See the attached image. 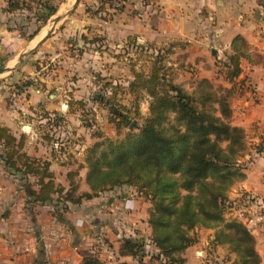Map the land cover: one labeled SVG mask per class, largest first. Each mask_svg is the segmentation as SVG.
I'll return each mask as SVG.
<instances>
[{"label":"crops","instance_id":"1","mask_svg":"<svg viewBox=\"0 0 264 264\" xmlns=\"http://www.w3.org/2000/svg\"><path fill=\"white\" fill-rule=\"evenodd\" d=\"M90 1L97 4L96 0ZM260 1L150 0L144 5L146 1L132 0L122 13L108 9L106 20L82 14L75 24L80 28L79 37H102L107 50L99 52L84 45L76 61L65 51L48 50L53 67L44 73H25L41 90L36 86L21 88L23 79L21 73L17 75L18 68L5 73L9 76H0V127L7 128L17 142L23 138L21 152L49 163L56 185L66 191L73 181L78 186L77 194L89 192L84 152L100 139L79 120L83 110L65 103L64 89L72 86L73 101L86 104V112L88 108L95 112L97 133L115 139V130L100 117L99 106L87 101L97 85L91 75L94 71L106 77L103 82L113 84L121 83L116 77L117 68L128 75L123 58L118 57L121 47L126 56L133 57L132 61L148 53L146 50L170 49V70L177 79L174 83L185 84L184 88H194L201 79L229 88L223 74L217 73L218 62L231 54L236 36L245 40L251 53L264 56ZM6 8L7 2L0 0V63L8 58V64L20 37L13 23L14 12H6ZM76 45L82 47L79 42ZM239 66L241 72L230 100L231 124L245 133L247 151L242 160L249 162L245 179L230 189L228 199L239 206L234 216L253 236L260 264H264V67L245 59ZM75 73L76 80L69 82L68 75ZM122 81L123 86L128 84L126 79ZM260 145L263 151H255ZM36 182L35 177L15 174L0 161V264H82L83 258L92 255L106 263L160 264L158 251L148 239V204L144 202L140 207L143 200L132 197L127 187L104 192L79 205L66 204L64 209L56 195L43 204L31 203V193L39 189ZM243 196L248 200L242 202ZM141 226L145 230L140 239ZM196 233L197 242L181 254L184 264H232L235 256L225 247L209 245L211 230L199 229ZM129 240L147 241L154 252L146 250L137 258L119 255L122 241Z\"/></svg>","mask_w":264,"mask_h":264},{"label":"trees","instance_id":"2","mask_svg":"<svg viewBox=\"0 0 264 264\" xmlns=\"http://www.w3.org/2000/svg\"><path fill=\"white\" fill-rule=\"evenodd\" d=\"M24 1L7 0L5 11L20 10L26 5ZM113 1L98 0L100 7L107 3L114 11H122L121 7L113 6ZM145 1L144 5L150 0ZM56 12V7L47 6L38 18L48 19ZM163 50L153 55L149 72L132 71L127 86L135 116L139 117L141 97L148 98V115L138 130L122 132L130 120L128 114L124 116L116 111L109 122L114 124L117 137L109 139L96 133L100 140L86 148L85 183L89 192L77 194L78 186L73 181L66 191L56 185L49 163L21 152L23 138L17 142L5 127H0V161L15 174L37 179L39 189L31 193L33 204L52 201L56 195L57 203L66 209V204L79 205L104 192L133 188L149 202L148 239L158 251L160 264H184L181 254L197 242L199 229L213 232L209 245L225 247L235 256L232 264H260L255 240L248 229L237 217H226L233 204L228 192L245 179L244 170L249 162L242 160L247 151L245 133L231 124L230 100L241 72L240 60L264 67V56L251 53L245 40L236 36L231 43V54L221 62L230 87H214L210 81L201 79L188 92L167 77L165 52L171 54V51ZM31 85L32 82H27L23 86ZM106 87L104 84L103 88ZM111 101L112 98L108 100ZM74 103L85 112L83 102ZM68 105L71 107L72 101ZM84 126L90 127L91 123ZM255 151L262 152V146H257ZM247 200L246 196L242 197V202ZM143 247L141 241H122L119 255L137 258L143 254ZM82 264L127 263H106L92 255L83 258Z\"/></svg>","mask_w":264,"mask_h":264},{"label":"rangeland","instance_id":"3","mask_svg":"<svg viewBox=\"0 0 264 264\" xmlns=\"http://www.w3.org/2000/svg\"><path fill=\"white\" fill-rule=\"evenodd\" d=\"M5 1H7V0H5ZM19 1L21 2L22 0H19ZM96 1H97V4H90V2H91L90 0H79L74 11L54 26L53 20H54L55 16L59 15V14L66 13L72 7L74 0H25L24 2L26 5H23L21 7V9L14 12V15H13L14 16L13 17V23L16 26L15 29L17 32L16 34L20 37L19 38L20 41L18 44L19 46L18 47L14 46V56L11 59V61H13V62L11 63V61H10L8 64L5 63V61L8 59V58H6L5 60H2V62L0 63V67H3L5 65L15 66L18 62V55L23 53V52H26L25 57H23V59H22L21 65H19L18 69L16 70L17 75H20V73H21L20 76H21V79H23V80L20 83L21 84L20 87L23 88V87H25V86H23L24 83H27V82L31 83V80L29 79L30 76L25 75L26 72H28L30 74L32 70H36L37 72L44 73L45 70L50 69L55 64L54 62H50V59L48 58L49 53H47L48 50L52 51L55 48V50H54L55 52H59L61 50L65 51L67 53V55L71 56L72 60H75V61L80 56L81 52H83L82 48H85L86 45H88L87 48L93 47L96 50H98L99 52L106 51L107 47H106L105 43H103L104 39L102 37H98V36L94 37L93 36L90 39L88 38V36H85V35H83L82 37H79L80 28L79 27L76 28L75 24H76L77 20L80 19L82 14H88V15H91V17H93V18L95 17L97 19L106 20V17L108 16L107 15L108 9L112 10L115 13H122L123 11H125L126 4H129L130 0H126V1L114 0L113 1L112 4L114 7H118V8L121 7L122 8V11H120V12L114 11V9L112 7H109L107 5V3H105V5L103 7H102V5L100 7L98 0H96ZM138 1L145 2V0H138ZM47 6L56 7L57 12L55 13V15L51 16L48 19H44V18L39 19L38 14L44 13L45 7H47ZM70 37H71V42L69 41ZM42 39H44V41L42 43H39ZM92 40H93V43L87 42V41H92ZM78 42L82 45V47H78L76 45ZM51 43H55V44H53V47H48L49 44H51ZM134 49H136V51L139 50V46H137V45L134 46ZM123 50H125L124 47H121L119 49L118 57L123 58L122 63H125L126 71L128 72V75H130V72H131V78H132V71H142L144 73L149 72L151 65L154 61L153 55L156 54V52L154 50H151V52H150V50H146L148 53H146L145 55H139L138 57H135L134 61H132L133 57L126 56V53L125 52L123 53ZM161 53H162V51H161ZM165 53L168 55V57L166 58L168 61L171 54H168L167 52H165ZM137 54H142V53L137 52ZM162 54H164V53H162ZM167 61H165V63H164L165 66H167L169 68L168 72L166 71V75L168 78H170V79L172 78L173 82H176L177 79L174 77L173 72L170 70L169 61H168V63H167ZM35 62H36V64H35ZM221 62L222 61H220L218 63H220L219 73L222 75L224 71H223V68L221 67ZM34 64H35V66H34ZM128 65H131V66L136 67V68L131 67V69H129ZM119 69L120 68H117L116 77H117V79L120 80L121 83H118V82H116L115 84H113V82H106L105 83V82H103V80H105L106 77L105 78L101 77L100 74L98 72H95V71H94V73L91 74L94 81H97V85L95 84L94 89H93V93L90 92V94L88 96L89 101H87V102L94 104V106L95 105L99 106V110L101 111L100 117H102V119L108 121V123L110 124L111 128H113V130H115L114 124L110 123L109 119L114 117L113 114L116 113V111L123 114L124 116H127V114H128V118L130 120V123L132 121H136L137 126L139 128V126L142 124L143 118L148 115V98H147V96H144V92H141V96H144V97H141V99L139 101V106H138L139 107V117L135 116L132 113L133 112L132 106H131L132 97L130 95H129L130 97H128V94H126L128 92L124 93L125 91H123V89L127 90V86L130 82L128 80V75L127 74L124 75L125 74L124 71H120ZM217 73H218V71H217ZM3 74L4 75H0V76H9V75H6L5 73H3ZM123 75H124V78H123ZM68 77H69L68 81L72 82V81L76 80L77 74L75 73L71 76L68 75ZM117 79H115V80H117ZM122 79H126V83L128 82V84L123 86L122 85V83H123ZM104 84H109V85H107L106 88H103ZM175 84H177V83H175ZM183 85H185V84H183ZM183 85H181V86L183 87ZM33 86H36L38 90H41L39 84L31 85V87H33ZM213 86L214 87H221L218 84H215ZM184 89L188 92L193 90V88L191 89V87H189V85L187 87H185ZM113 93H114V96H113ZM63 94L65 95L64 96L65 103L69 104V102L72 101V106L76 105L74 103L75 101H73L74 98H73V87L72 86L65 88L63 91ZM95 95H99L98 98H100L101 100H99L98 98L95 99V97H94ZM145 97H146V99H145ZM111 98L113 99V101L108 102V100ZM105 101H106V103H105ZM85 106H86V104H85ZM78 109L81 110L79 107H78ZM87 110H89V111L86 112V110H84L85 112L80 113L81 118H79V120L82 122V125H85L87 123L88 124L91 123V126L87 127V128H91L94 131L93 134H96L99 130V127H97L95 124V112H93V110L89 109V108ZM125 130L128 131V127H127V129H122V132H125ZM137 130H133V131H137ZM116 191H117V189H116ZM128 192H130V194L133 195L132 197L137 196L143 200V201L140 200V202H141L140 207L143 208V203L145 202V204H148V208H149V206H150L149 202H147L141 196H139V194H137L133 188L129 187ZM120 194H121V192L119 193V195ZM238 207L239 206H237L236 202L233 201V204L230 208V211L227 212L228 214H227L226 218L236 217V216H234L233 211H236V210L239 211L240 208H238ZM131 227H133V225ZM138 230L141 231V233H140V235L142 236V237H140V239H141V238H143L144 234L142 232L145 230V227L141 226V228H139ZM142 243L144 244V247H143L144 251L143 252H145L146 250H148V252H150V251L154 252V249H152L151 246L148 247L149 245H148L147 241H142ZM105 246L107 247V245H105ZM145 246H147V247H145ZM225 257H227V256H225Z\"/></svg>","mask_w":264,"mask_h":264},{"label":"water","instance_id":"4","mask_svg":"<svg viewBox=\"0 0 264 264\" xmlns=\"http://www.w3.org/2000/svg\"><path fill=\"white\" fill-rule=\"evenodd\" d=\"M78 1L79 0H74L72 7L66 13L56 15L54 20H53V25L55 26L61 20H63L66 16H68L70 13H72L78 4ZM44 39H42L39 43H42L44 41ZM25 55H26V52H23V53L18 55V62L15 66H6L5 65L3 67H0V74L15 71L19 67V65H21L22 59H23V57H25ZM97 98H98V96L96 95L95 99H97ZM137 129H138V126H137L136 121H132L130 123V125L128 126V131H133V130H137Z\"/></svg>","mask_w":264,"mask_h":264},{"label":"built area","instance_id":"5","mask_svg":"<svg viewBox=\"0 0 264 264\" xmlns=\"http://www.w3.org/2000/svg\"><path fill=\"white\" fill-rule=\"evenodd\" d=\"M259 15L261 17H264V0L260 1V12H259ZM263 50H264V48H263Z\"/></svg>","mask_w":264,"mask_h":264}]
</instances>
